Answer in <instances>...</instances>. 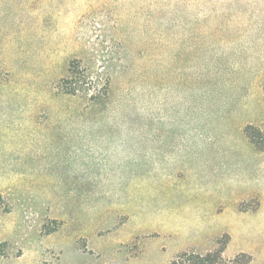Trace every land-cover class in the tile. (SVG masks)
<instances>
[{"label":"rangeland","instance_id":"1","mask_svg":"<svg viewBox=\"0 0 264 264\" xmlns=\"http://www.w3.org/2000/svg\"><path fill=\"white\" fill-rule=\"evenodd\" d=\"M248 131L264 0H0V264H264Z\"/></svg>","mask_w":264,"mask_h":264},{"label":"trees","instance_id":"2","mask_svg":"<svg viewBox=\"0 0 264 264\" xmlns=\"http://www.w3.org/2000/svg\"><path fill=\"white\" fill-rule=\"evenodd\" d=\"M71 74H72V83H78L79 81V75L77 73V71H75V65L72 66L71 68ZM70 89H74V88H70ZM68 93H74V90H69L67 91ZM248 136L252 139V142L258 146V148L260 149H264V147H259V140H256L255 137H253L252 134L249 133V131L247 132ZM193 264H215L216 262H218V260L222 259L221 256V251H215V252H209L206 255H194L193 256Z\"/></svg>","mask_w":264,"mask_h":264}]
</instances>
